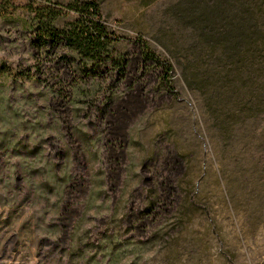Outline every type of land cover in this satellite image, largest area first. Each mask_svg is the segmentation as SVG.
<instances>
[{"label": "rangeland", "instance_id": "374dc122", "mask_svg": "<svg viewBox=\"0 0 264 264\" xmlns=\"http://www.w3.org/2000/svg\"><path fill=\"white\" fill-rule=\"evenodd\" d=\"M28 1L0 16V264H264V104L240 122L165 90L137 41L165 56L164 0H102L124 68L87 72L25 39Z\"/></svg>", "mask_w": 264, "mask_h": 264}, {"label": "trees", "instance_id": "16d2710c", "mask_svg": "<svg viewBox=\"0 0 264 264\" xmlns=\"http://www.w3.org/2000/svg\"><path fill=\"white\" fill-rule=\"evenodd\" d=\"M160 6L165 15L155 41L165 56L148 42L137 41L145 60L161 67L165 90L179 96L172 82L178 75L207 109L215 107L213 112L224 111L235 121L241 122L244 111L246 118L262 109L264 91L261 97L250 90L257 69L264 71V0H164ZM66 8L76 17L62 25L64 9L59 3L29 0L28 18L20 31L34 44L68 49L84 72L104 64L124 68L121 58L110 55L109 46L126 39L110 33L103 23L102 0H72ZM12 10H17L14 0H0V16Z\"/></svg>", "mask_w": 264, "mask_h": 264}]
</instances>
